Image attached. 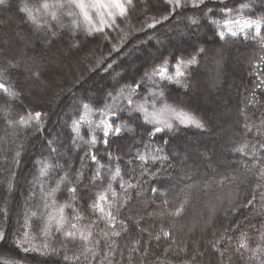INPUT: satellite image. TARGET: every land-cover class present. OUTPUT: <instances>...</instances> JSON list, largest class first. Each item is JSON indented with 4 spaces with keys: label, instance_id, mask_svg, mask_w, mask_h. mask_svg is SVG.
I'll return each instance as SVG.
<instances>
[{
    "label": "snow or ice",
    "instance_id": "snow-or-ice-1",
    "mask_svg": "<svg viewBox=\"0 0 264 264\" xmlns=\"http://www.w3.org/2000/svg\"><path fill=\"white\" fill-rule=\"evenodd\" d=\"M0 12V220L7 224L27 154L21 136L32 133L27 143L36 150L16 227L0 230V264H25L30 256L41 264H264V0H0ZM14 25L49 49L57 40L64 49L47 63L23 61L14 53ZM202 28L223 43L209 49L185 40ZM132 38L139 42L128 49ZM100 40L112 45L110 54L128 49L123 59L154 40L159 47L125 80L116 56H97L84 43ZM237 40L243 49L225 47ZM205 59L215 72L200 91ZM233 61L250 87L220 117L206 105ZM50 70L71 77L57 93L72 101L62 118L64 141L48 131L49 114L28 103L35 88L47 90ZM101 71L116 73L112 88L99 100L77 96ZM175 90L187 99L174 98ZM190 129L217 131L220 151L174 144ZM73 152L79 167L65 159ZM226 185L227 195L219 194ZM194 190L211 198L188 226ZM198 225L203 235L193 239ZM10 238L13 248L4 249Z\"/></svg>",
    "mask_w": 264,
    "mask_h": 264
},
{
    "label": "trees",
    "instance_id": "trees-1",
    "mask_svg": "<svg viewBox=\"0 0 264 264\" xmlns=\"http://www.w3.org/2000/svg\"><path fill=\"white\" fill-rule=\"evenodd\" d=\"M18 2V0H13V3ZM5 14L0 12V16H4ZM14 15V14H13ZM16 25L19 24V21L15 22ZM16 31L20 32V36L17 38L16 43L13 45L14 53L18 55L23 61H31L33 58L38 60H43V62L47 63V61L52 57H58L59 52L58 49L63 50L64 44H62L59 40L55 46L49 49L46 45L42 43L38 36L28 32L26 29L16 28L15 25L13 27V33ZM4 33L0 31V36H3ZM115 35V34H113ZM173 40L176 44H180V38L175 35V33H171ZM199 39L203 42L204 46L209 49L218 48L222 41L218 39L213 33L211 28H202L200 29L195 37L186 35L185 40H193ZM67 37H65V41ZM83 40V38H82ZM139 41L136 38H132V43L128 45V49H131L133 44L138 43ZM87 49H92L95 51L97 56L102 52L105 56H116L117 58V71L122 72L124 75V79H130L133 75L132 68L137 67L142 62L151 59L155 55L156 49L159 47L158 43L154 40L151 45L145 44L143 46V50H138L133 52L132 56L127 59H123V56L126 55L128 49H125L124 53L116 54L109 53V49L111 48V44L109 43L107 47H105V41L100 40L99 43H88L84 41ZM233 52H236L238 49H243L244 44L237 40L234 44L230 43L225 46ZM88 65H84V68H87ZM124 69H127L124 72ZM83 70V69H81ZM215 72L214 63L208 59H205L201 62V67L199 69V78L198 84L200 91H203L204 88L208 85V79L210 74ZM66 75V71L62 75H57L55 71H49L46 74L48 90L42 91L41 94H37L28 97V103L33 104L37 109H43L49 114V120L47 122L48 131H51L53 128L56 129V133L60 135L61 141L67 139V129L64 128V120L62 119L65 116V113H70L72 108L67 107L70 103H72L71 98L67 95H57L60 92L61 86L64 89L68 88V81L71 80V77H67L64 79L63 76ZM88 72H85V76H89ZM116 73L114 72L112 76L105 74L101 71L99 74H91V78L87 80L86 83L83 84L82 89L76 92L77 96L86 94L87 96L93 99H101L105 92L109 91L113 84V76ZM26 77V74H25ZM25 77H14V79L23 80ZM221 84L218 86L219 91L212 92V103L206 105L207 108L215 110L224 111L226 107L229 106V101L231 102V107L234 108L239 99H242L245 87L249 86L248 76L245 71H243V67L241 64L233 61L231 65L225 68L222 76H221ZM196 87V84L193 85ZM220 88H222L220 90ZM173 97L176 99H187V97L183 96L182 90H175L172 93ZM218 98V100H216ZM220 117H224L225 113L222 115L221 113L216 112ZM223 113V112H222ZM211 115V113H210ZM227 115H231L228 113ZM59 120V125H57V121ZM215 119L213 123V128H215ZM33 134L30 133L27 137L21 136V142L26 144V155L24 156V162L21 165L22 176L19 181L20 187L16 189V198L14 201L10 202V207L13 209L12 212V221L10 224L5 223L0 220V230H7L9 233L16 227V210H19V206L23 203V195L22 192L27 191V185L24 184V176H27L31 171L32 167V158L35 154L32 144H28L27 141L32 139ZM126 141L122 140L120 143L123 144ZM34 144L38 145L39 141H33ZM174 144L181 145H190L191 149L197 148L199 146L203 149V146L206 144L208 146L209 151L211 152L213 149L216 151H220L221 145L219 144V136L216 131H213L211 135L208 134H200L195 129L184 130L179 133L177 137L174 138ZM66 151V150H65ZM104 154L103 152L101 153ZM226 155H229L226 153ZM76 153L73 152L71 155H66L65 159L72 162L74 166L79 167V162L76 160ZM2 178V177H0ZM31 178L30 176L28 177ZM221 195H227L228 187L220 191L217 190ZM4 192L0 191V207L4 206ZM211 195H201L197 191H193V203L197 205V209L192 211V214L189 215L188 219L184 221L185 225L191 226L193 215H198V208L201 201L210 199ZM221 218H223L221 216ZM178 229H181V225H177ZM178 234L184 235V231H180ZM211 234V229H209V238ZM193 239H198L203 235L202 225H198L194 232L191 234ZM203 243V241H202ZM4 249H12L13 244L11 238L3 243ZM14 255V253H10ZM20 255H24L20 253ZM42 258L39 256H30L29 259L25 262V264H41Z\"/></svg>",
    "mask_w": 264,
    "mask_h": 264
},
{
    "label": "rangeland",
    "instance_id": "rangeland-1",
    "mask_svg": "<svg viewBox=\"0 0 264 264\" xmlns=\"http://www.w3.org/2000/svg\"><path fill=\"white\" fill-rule=\"evenodd\" d=\"M66 71V70H65ZM31 87V86H30ZM49 88H47V90H48ZM222 88H220V90H221ZM42 91H46L45 89H43V88H39V87H37V88H35L34 89V92H36L37 94H41V92ZM216 100H218V98L216 99ZM218 111V113H221L222 115L224 114V111H222V109L220 110H217ZM216 111V112H217ZM223 112V113H222ZM215 125V128L217 127V125H216V123L214 124ZM217 132V131H216Z\"/></svg>",
    "mask_w": 264,
    "mask_h": 264
}]
</instances>
